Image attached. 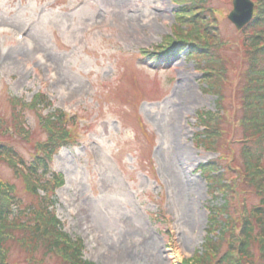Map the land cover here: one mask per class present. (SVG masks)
Instances as JSON below:
<instances>
[{
  "label": "rangeland",
  "instance_id": "374dc122",
  "mask_svg": "<svg viewBox=\"0 0 264 264\" xmlns=\"http://www.w3.org/2000/svg\"><path fill=\"white\" fill-rule=\"evenodd\" d=\"M201 4L0 0V121L7 129L0 142L7 141L26 164L32 160L34 143L46 138L39 123L47 109L21 108L19 118L28 133L24 138L13 129V112L20 106L15 110L12 99L27 102L39 90L47 93L53 108L75 110L88 119L79 127L81 139L53 155L51 167L64 182L52 198L67 235L83 243V256L93 264H197L213 220L224 217L236 226L243 207L257 201L242 187L236 167L242 164L236 142L241 135L235 118L236 70L244 60L243 34L227 18L232 0H205L199 16L209 31L211 27L213 43L217 34L221 43H229L222 52L224 118L216 142L218 148L222 141L223 154L198 140L204 122L196 114L216 110V96L205 90L204 61L183 45L171 49L184 30L197 28L183 21L197 22L193 16ZM181 8L188 9L186 15L178 16ZM201 19L198 23L204 24ZM17 35L23 39L17 41ZM8 160L0 154V181L13 185L26 204L32 197ZM209 161L220 166L215 174L231 192H209L199 171ZM225 250L226 244L221 245L218 256ZM30 255L11 243L4 257L7 264H66L56 253L43 257L37 251L41 261L35 262Z\"/></svg>",
  "mask_w": 264,
  "mask_h": 264
},
{
  "label": "trees",
  "instance_id": "16d2710c",
  "mask_svg": "<svg viewBox=\"0 0 264 264\" xmlns=\"http://www.w3.org/2000/svg\"><path fill=\"white\" fill-rule=\"evenodd\" d=\"M201 3L198 14L193 16L197 22H193L191 18L183 21L189 22V25L197 24V28L190 32L184 30L178 40H175V47L171 45V49L177 50V45L186 43L192 56L204 61V80L207 85L205 90L216 96V110L199 113L200 119L204 122V129L198 134V140L201 139L206 149L217 151L223 146L220 141L218 148L216 147V142L222 134L219 125L224 118L220 113L223 98L221 83L226 78L222 52L229 43L224 40L221 43L217 33L216 43L210 40L213 36L210 35L211 27L209 31L208 22L199 17L205 9V0H201ZM256 3L254 19L241 30L243 50L240 51V57L244 63L236 70L238 81L235 91L239 100L235 118H237L241 134L240 183L243 188L249 189L256 196L257 201L248 208L243 207L242 217L236 226L224 217L221 221L213 220L206 229L208 237L204 243L205 250L198 255L200 261L197 264H264V0H256ZM187 10L181 8L178 16L180 13L186 15ZM198 19L205 23H198ZM238 51L239 48L236 47V54ZM19 103L24 102L19 100ZM49 103L44 93H37L30 106L35 110L42 109L38 105L50 108ZM13 114L17 115L13 125L14 132L25 138L28 133L23 127V121L19 118V112L15 111ZM41 119L39 126L46 138L44 141L34 143L38 146H34L31 163L22 166L21 161L16 165L12 160H8L14 168V173L25 181L26 190L32 197L31 201L23 203L15 194L13 185L0 181V264L6 263L4 254L11 243L22 245L33 257L37 251H40L43 257L56 253L66 264H93L83 258L81 241L71 240L62 230L61 222L50 209L54 203L51 198L53 185L43 180L42 175L38 173L39 168H42L44 172L49 171V156L70 138V132L66 126L67 118L61 110L52 109ZM0 123L3 124L4 121ZM6 130L2 129L0 124V133ZM15 153L7 141L0 142L1 155L11 158ZM200 167L204 170L210 192L214 189L219 190L222 195L231 192V189H227L225 184L219 181L221 177L214 174L220 167L216 161L201 164ZM226 167L228 170V166ZM228 203L229 200L225 199L224 209L227 208ZM214 230L218 231L215 238L210 236ZM223 244H226V250L218 256V249ZM254 251L258 253L254 254Z\"/></svg>",
  "mask_w": 264,
  "mask_h": 264
},
{
  "label": "water",
  "instance_id": "95a60500",
  "mask_svg": "<svg viewBox=\"0 0 264 264\" xmlns=\"http://www.w3.org/2000/svg\"><path fill=\"white\" fill-rule=\"evenodd\" d=\"M234 9L229 14V18L241 27L252 16V5L248 0H233Z\"/></svg>",
  "mask_w": 264,
  "mask_h": 264
}]
</instances>
